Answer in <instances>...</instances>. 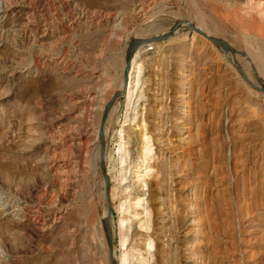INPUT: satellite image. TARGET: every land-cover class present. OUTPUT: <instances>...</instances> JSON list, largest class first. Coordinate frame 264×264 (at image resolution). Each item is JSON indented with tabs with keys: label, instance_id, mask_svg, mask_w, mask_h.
I'll use <instances>...</instances> for the list:
<instances>
[{
	"label": "rangeland",
	"instance_id": "1",
	"mask_svg": "<svg viewBox=\"0 0 264 264\" xmlns=\"http://www.w3.org/2000/svg\"><path fill=\"white\" fill-rule=\"evenodd\" d=\"M3 8L0 264H111L102 111L129 44L171 31L136 49L130 93L104 123L113 264H264V93L229 61L264 88V0ZM182 22L202 24L234 56ZM53 164L69 170L64 188Z\"/></svg>",
	"mask_w": 264,
	"mask_h": 264
},
{
	"label": "water",
	"instance_id": "2",
	"mask_svg": "<svg viewBox=\"0 0 264 264\" xmlns=\"http://www.w3.org/2000/svg\"><path fill=\"white\" fill-rule=\"evenodd\" d=\"M183 25H187V27L191 30V31H195L197 34H199L201 37L205 38L206 40L210 41L211 43H213L218 49L222 50L223 53L225 54L226 57L227 53L230 51L228 50V48L226 47V45L224 44V42H222L221 40H219L216 37H210L207 36L204 32L198 30L195 28V25L191 24L190 22H182ZM181 24V25H182ZM180 24H178L176 27H179ZM175 27V29H176ZM173 33V31H171L170 33H168L166 36H162V37H154V38H150V39H146V40H140L139 42H137L136 44H134L133 42H131L128 46V50L125 56V68H123V88L124 90H122L121 92L116 93L115 95H113L111 97V99L104 105L103 111H102V116H101V121H100V125H99V139H100V153H99V165L103 174V178H104V184L106 187V191H105V200H106V204H107V211H106V216H107V234H106V241H107V246H108V250H109V258H110V263L113 264V251H114V246H113V239H112V234H111V230H110V215H111V211H110V199H109V178H108V173L105 170L104 167V147H105V143H104V123H105V119L108 113V110L110 109V107L112 106V104L118 99L120 98L127 89V85H128V73L130 70V65H131V61H132V57L134 55V52L136 51V49H138L139 47H141L142 45L145 44H149V43H153L156 41H164L166 39H168L171 34ZM230 64L236 69V71L241 75V77L256 91L259 92H263L264 93V88H259L256 87L255 85H253L250 81L247 80V78L245 77L244 73L242 72V70L234 63V61L230 60Z\"/></svg>",
	"mask_w": 264,
	"mask_h": 264
},
{
	"label": "bare ground",
	"instance_id": "3",
	"mask_svg": "<svg viewBox=\"0 0 264 264\" xmlns=\"http://www.w3.org/2000/svg\"><path fill=\"white\" fill-rule=\"evenodd\" d=\"M2 8V7H1ZM6 9H8L9 10V8H7L6 7ZM0 15H1V18L3 19V18H5L6 17V15H7V13H6V10L3 8V9H1L0 10ZM7 18V17H6ZM70 20V19H69ZM3 22V21H2ZM44 25V24H43ZM202 25V24H201ZM201 25H196V27L195 28H197L198 30H200V31H202V32H204L207 36H211V37H213L212 35H210L207 31L205 32L204 31V28L201 26ZM185 26H187V25H185ZM2 27V26H1ZM42 27V26H41ZM44 30V29H43ZM5 31V30H4ZM45 31V30H44ZM195 32V31H194ZM35 33V32H34ZM196 33V32H195ZM42 36V35H41ZM43 36H44V34H43ZM38 38V37H37ZM39 38H41L40 36H39ZM38 38V39H39ZM36 40V39H35ZM220 40V39H219ZM38 41V40H37ZM222 41V40H221ZM139 42V41H138ZM222 42H224V41H222ZM137 42H135L134 44H136ZM224 44L226 45V47L228 48V50H230V52H232V54L234 53L233 51H232V49L224 42ZM41 45V44H40ZM138 54H139V50L138 51H136V52H134V55H133V57H132V61H131V65H130V69H131V66H133L134 65V63H135V61H136V59H137V57H138ZM233 56H234V54H233ZM36 64H37V62H36ZM64 65V64H63ZM36 66V65H35ZM38 68V67H37ZM124 68H125V65H124ZM131 78H133V77H131V75L129 74V82H128V85H127V89H126V94H129L130 93V89H131V83H132V79ZM119 90L117 91V92H115L114 93V95L116 94V93H118V92H121L122 90H124V88H123V79H122V81H121V83H120V86H119ZM2 91V90H1ZM0 91V92H1ZM1 94V93H0ZM3 94H5L4 93V91H3ZM2 94V95H3ZM2 95H0V96H2ZM88 97H90L89 95H88ZM111 99V98H110ZM113 106V105H112ZM112 106L110 107V109L112 108ZM110 109L108 110V113H109V111H110ZM108 113H107V116H108ZM106 116V117H107ZM105 132V131H104ZM64 136V135H63ZM62 136V137H63ZM61 137V136H60ZM70 140H64L61 144L62 145H66L68 142H69ZM99 143H100V139H99ZM69 145V144H68ZM66 146L64 149H63V152L64 153H68L69 152V146ZM80 146H82V150L83 151H85V149L83 148V147H87V142H82V143H80ZM57 149V148H56ZM62 150V149H61ZM53 152V151H52ZM54 153H56V152H54ZM60 153H62V152H60ZM70 153V152H69ZM63 154V153H62ZM62 154H60L61 156H62ZM138 154V153H137ZM56 155V154H55ZM58 155V154H57ZM59 155V156H60ZM64 156L63 157H65V155L66 154H63ZM68 155V154H67ZM66 155V156H67ZM56 160V159H55ZM54 160V161H55ZM106 160H107V158H106V154H105V157H104V162L106 163ZM53 162V161H52ZM65 164V163H64ZM51 167H54L55 168V175H57V180H58V182H59V184H60V186L62 187V188H64L65 186H66V184H67V182H68V173H69V170H64V166H63V168L61 169V168H59V167H57V165H55V164H53V166H51ZM58 170V171H57ZM54 171V170H53ZM108 175H109V170H108ZM104 179V178H103ZM105 191H106V187H105V184H104V196H105ZM110 192V191H109ZM58 213H55L54 214V216L55 215H57ZM103 227H104V233H105V235L107 234V216H106V218H105V220H104V222H103ZM106 239H107V237H106ZM121 263H119V264H124V262L123 261H120ZM118 264V263H117Z\"/></svg>",
	"mask_w": 264,
	"mask_h": 264
}]
</instances>
